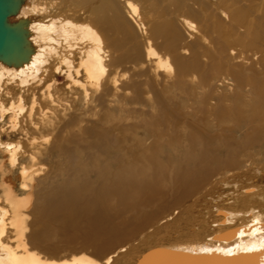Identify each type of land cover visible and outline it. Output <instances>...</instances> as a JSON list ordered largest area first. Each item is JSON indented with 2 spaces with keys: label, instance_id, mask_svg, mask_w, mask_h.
I'll use <instances>...</instances> for the list:
<instances>
[{
  "label": "bare ground",
  "instance_id": "1",
  "mask_svg": "<svg viewBox=\"0 0 264 264\" xmlns=\"http://www.w3.org/2000/svg\"><path fill=\"white\" fill-rule=\"evenodd\" d=\"M9 4L5 23L19 37L11 49L18 44V53L0 56V118L11 115L10 132L20 128L30 147L22 151L26 167L18 163L20 143L0 142V264H13L9 249L20 264H118L126 258L130 264H264L259 208L243 212L217 204L209 221L198 222L186 221L181 209L189 199L202 201L211 183L213 194L227 192L228 176L215 178L239 163L238 152L258 144L263 114L247 105L228 114V91L249 88L264 103V0H123V12L119 0ZM134 30L143 37V52ZM7 47L5 41L0 50ZM123 63L129 74L120 79ZM21 100L22 112L10 107ZM228 120L235 128L228 129ZM233 137L240 143L230 148ZM63 138L72 150L62 146ZM39 140L74 158L72 179L34 206L42 227L29 239L46 255L26 240L36 162L45 154ZM239 178L233 174L229 182ZM252 184L260 188L242 183L240 194L264 204V169H256ZM244 217L247 222L235 225ZM160 220L166 228H153ZM208 227L213 232L201 239ZM162 230L180 240L150 243L138 254L123 247ZM59 236L81 247L56 253Z\"/></svg>",
  "mask_w": 264,
  "mask_h": 264
},
{
  "label": "rangeland",
  "instance_id": "2",
  "mask_svg": "<svg viewBox=\"0 0 264 264\" xmlns=\"http://www.w3.org/2000/svg\"><path fill=\"white\" fill-rule=\"evenodd\" d=\"M119 5H120L121 11L122 12L125 11V9L123 7V0H119ZM72 19H74L73 13H72ZM134 33L136 34L135 43H136V45L138 47H140V49L143 52L142 46H139V45H143V37H141L139 35L137 30L136 31L134 30ZM182 33L184 34V32H182ZM139 37H141V38H139ZM184 37H185V35H184ZM122 41H123V39L121 37H119L118 42L121 43V45L124 44ZM124 47L125 46L123 45V48L121 49L122 51L125 50ZM128 49H129V45L126 46V50H128ZM157 50H158V48H157ZM128 68H129V66L127 64H124V63L120 64L118 66L117 71H118V75H119L120 79H125V77L129 74ZM243 91H245V92H243ZM243 95H245V96H243ZM240 96H241V98H240ZM256 97L257 96L254 93L250 92L249 88L248 89L247 88L236 89L234 92L228 91V114H229V111L231 112L233 109H235V110L239 109V108L242 109L243 107H245L247 105V107L248 106L249 107H257V108L259 107L258 108L259 113H262L263 116H264V103H259L260 99L257 101L256 99H258V98H256ZM261 101H263V100H261ZM62 107L65 108L66 106H57L55 108L57 110H60V108H62ZM10 116L11 115H7L2 120L0 118V142L1 143L4 142V144L5 143H12V144H19L20 143L19 145L21 146V152H19V154H18V163H19V165L22 164V165L27 167V166H29V161H27L26 157H24V158L22 157V151H24L26 149H29V147H30L29 146V142L26 141L22 135H20V128H18V130L16 132H10L11 123H10V120L8 118ZM262 123L263 124L257 125L258 130H260V135H259L258 139L256 140L258 144L256 146H254L253 148L245 149V150L243 149L240 152H238V155H236V159H237V162H239V163L236 164L235 167L229 169V171H231V172L228 171V174H221L220 176H217L219 178H215L216 180H219L221 178H224L225 175H226L225 177L228 176V184L232 185L231 187L228 188V191L227 192L226 191H222L224 193H222L221 191L220 192L218 191L217 194H215V193L213 194V190L216 187L212 188V184L213 183H211L210 185L206 186L204 190L201 191L202 196H203L202 197V199H203L202 201H199L198 203H195V201L191 202V200H194V198L192 197L193 199H189V202L187 201V202H184L182 204L181 209L183 211V216H182V214H180V211L176 210L178 212V214L175 216L176 219L179 220L180 217L182 216L184 218L186 217L185 218L186 221L189 220V222H193V221L194 222L195 221L198 222V221H202V220L209 221V219L212 218V213H213L212 211H214L213 208H216L217 206H218V208L223 206V208L241 210L243 212H245L248 209V207H250V206L252 207L253 206L252 208H255L257 210L259 208L258 211H260L262 214H264V206H263L264 204L258 203L257 198H255V200L254 199L253 200H249L248 197H243V195L240 194V192H242V189L244 187L254 186L257 189H259L260 185H261V182H259L260 185L252 184V179H253V176L255 177V175H256V169H264V122H262ZM233 124L234 123L232 122V120H230V121L228 120V129L235 128V126H233ZM17 126L18 127L22 126V118L18 120V125ZM261 132H263V133H261ZM62 136L65 137V134H62ZM237 140H239V139L236 138V137L232 141H231V139L229 140V138H228V145L231 143L229 147L233 148L234 147L233 146V142L236 143ZM49 142L45 141V144H44V141H40L39 140V142H38V144L43 149V153H45V154L42 155L41 157H39V159H37V162H36V167H35L36 174L34 176V183H33V186L31 188L33 204H32V207L30 208V210L27 212L28 217H29L28 218V228L29 229H28V232L26 234L27 235L26 236L27 244L29 245V247H31V248L33 247L34 250H36L37 252L41 253L42 255H46V254H48V252L43 250V249H41V248H39L38 246L33 245L32 242L29 239L31 234L34 231L39 230L42 227V225L38 222V219H36V215L34 214L35 203H36L38 197H40L42 195H45V194H48V193H52V192L54 193L55 190L57 189V186L60 183H62L63 181L72 179L73 169H74L73 164H72V161L74 160V158H72V154L66 153V152H64V153H55L53 151H50L49 147H52V141L50 143ZM237 143H240V142L237 141ZM61 144H62V146L64 148L71 146L70 149L72 150V145H69L65 141V138L62 139ZM46 152H47V154H46ZM0 153H1L0 154V160H1L3 158V153H2V151H0ZM19 165L15 169H13L11 171V174H12L13 178H15L16 175L18 174L19 167H20ZM248 169H249V171H248ZM250 170L251 171L253 170L255 172L253 173ZM250 173H251V175L249 176ZM233 174H235V175L237 174V178L239 176H240V178L235 180L236 183L234 182V180L231 181V183H232L231 184L229 182V177L231 175H233ZM243 178H244L245 181L242 180ZM249 178H250V180H249ZM237 180H240V183ZM246 182L247 183L249 182V183L247 184ZM242 183H243V185L244 184H246V185H244V187H243V185H241ZM237 184H239V185H237ZM233 185L236 186L235 189H233L234 188ZM237 186H238V188H237ZM64 189L67 190L68 187H64ZM16 191H18V187H16ZM235 193H237V194H235ZM231 194H233V197H235L234 199L231 198V196H228V195H231ZM18 195L19 196H23V193L21 191H18ZM199 195H201V194H198L197 196H199ZM204 195H205V197H204ZM194 197H196V196H194ZM218 197L221 198V199H219ZM215 198H217V199H215ZM239 198H240L241 201L239 200V202H238L237 200ZM229 199H231V200H229ZM215 200H217V201H215ZM244 200L246 201V203H244V205H243V201ZM256 201H257V203H256ZM229 202H230L229 205L226 204V203H229ZM208 204H210V205L208 206ZM2 205H3V203L0 201V206H2ZM235 205H236V207H235ZM194 206L196 208H194ZM199 206H201L200 207L201 209L199 208ZM187 207H191L190 212H189V214H184V210L187 209ZM173 210L174 209H172L169 213L163 215L162 218L165 217L166 215H169ZM207 212H208V214H207ZM241 219H243V220H241ZM241 219L237 220L236 221L237 223H235V225L242 224L243 221L245 223L248 220L246 217L241 218ZM241 221H242V223H241ZM161 222H162V220L158 221L153 226V228L159 227L161 229H165L166 228L165 224H161ZM208 228H210V229H208L205 233H203L201 235V237H200L201 239L205 238V236H207V235H209V234H211L213 232V229L211 227H208ZM149 231H150V229H147V231L145 233H148ZM165 231L162 230V232L160 233L162 236L160 235V236L154 237V238L151 237L152 239L148 238L149 237L148 234H144V233L140 234L138 237L133 238L131 241H129L126 244H124L123 247L126 249L127 252L130 251L131 254L136 253V252H137L136 254H138L139 252L144 251L145 248H147V246L150 243L151 244L160 243V244H163V245H167V244H169V242L172 243V242L180 240L178 238H175L174 237L175 235L170 236L171 234H169V236H165L164 235ZM7 237H9V239L6 238V240L8 239L10 245H13L14 244L12 242V237L13 236L11 234L10 235L8 234ZM54 243L57 245L56 253H60V254H66L72 249H76V248L81 247L79 242L69 243L68 241H66L65 238H62L60 236L56 237L54 239ZM120 247L122 248V246H120ZM86 252L90 253L91 249L90 248L86 249ZM126 259L120 260L118 262V264H130V261L128 259L127 260Z\"/></svg>",
  "mask_w": 264,
  "mask_h": 264
},
{
  "label": "water",
  "instance_id": "3",
  "mask_svg": "<svg viewBox=\"0 0 264 264\" xmlns=\"http://www.w3.org/2000/svg\"><path fill=\"white\" fill-rule=\"evenodd\" d=\"M3 2L4 0H0ZM5 2V4H4ZM2 3V7L0 8V48L2 46V43H5L8 45V49H5V51L0 50V56L3 59H7L8 56L10 58H14L18 53V44L16 46V49L14 50V53H11L12 45L17 42L18 43V36L15 37V32L12 30L11 27L7 26L5 23V16L7 15L8 11L11 10V6L9 4V0H5ZM11 44V48L9 45Z\"/></svg>",
  "mask_w": 264,
  "mask_h": 264
},
{
  "label": "snow or ice",
  "instance_id": "4",
  "mask_svg": "<svg viewBox=\"0 0 264 264\" xmlns=\"http://www.w3.org/2000/svg\"><path fill=\"white\" fill-rule=\"evenodd\" d=\"M46 27H51V26L47 25ZM57 71H59V69H57ZM21 105H22V100L20 102V105H13V106H10V107H14V108L17 109L18 112H22L23 111V107ZM2 237H3V230L0 229V240H2ZM3 249H4V245L2 243H0V251H3ZM17 251H20V250L17 249ZM9 252H10L13 264H20V259L21 258L16 255V252H13L11 249H9Z\"/></svg>",
  "mask_w": 264,
  "mask_h": 264
}]
</instances>
